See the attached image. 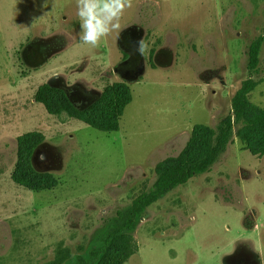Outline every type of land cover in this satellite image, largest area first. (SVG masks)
<instances>
[{
  "label": "rangeland",
  "instance_id": "1",
  "mask_svg": "<svg viewBox=\"0 0 264 264\" xmlns=\"http://www.w3.org/2000/svg\"><path fill=\"white\" fill-rule=\"evenodd\" d=\"M77 17V0H0V264L87 257L118 211L152 188L158 168L208 153L186 150L195 125L218 129L247 79L258 82L249 113L264 109V41L258 69H248L250 45L264 36V0H132L120 22L136 27L146 49L145 72L131 82L99 78L97 63L78 71L82 54H98L110 71L123 54L116 32L96 47L84 44ZM55 33H68L71 45L35 70L23 53ZM162 50L168 56L156 60ZM55 72L87 87L127 83L133 100L120 130L100 131L36 102ZM238 129L209 172L147 209L134 232L138 251L124 264H264V154H252ZM29 132L43 136L35 151L54 155L51 163L35 151L31 157L35 171L57 180L51 189L13 179L24 165L18 138Z\"/></svg>",
  "mask_w": 264,
  "mask_h": 264
},
{
  "label": "trees",
  "instance_id": "2",
  "mask_svg": "<svg viewBox=\"0 0 264 264\" xmlns=\"http://www.w3.org/2000/svg\"><path fill=\"white\" fill-rule=\"evenodd\" d=\"M263 41L264 36L250 45L248 63L250 72L258 69V56ZM257 85L258 82L253 78L244 81L233 97L232 115H229L218 129L205 124L195 125L186 150L197 152L200 149L198 153H202L206 149L208 153L200 154L190 161H175L158 168L152 188L134 198L124 210H119L117 218L101 237V243L91 249L87 257H77L75 264H124L131 254L138 251L134 232L147 209L177 187L209 172L218 155L225 151L230 138H233L235 124L240 127L237 135L247 142L250 152L254 155H263L264 109H259L253 115L249 113V94ZM132 100V90L125 82L105 86L100 98L84 110L75 107L62 90L49 85H41L35 93V101L43 104L50 113L58 114L65 111L70 116L104 132L120 130V120ZM42 141L43 136L38 132H29L18 138L24 165H20V170L13 174V179L32 190L51 189L57 183L51 175L39 173L33 168L31 157ZM67 259L65 255L61 256L54 264L68 262Z\"/></svg>",
  "mask_w": 264,
  "mask_h": 264
},
{
  "label": "flooded vegetation",
  "instance_id": "3",
  "mask_svg": "<svg viewBox=\"0 0 264 264\" xmlns=\"http://www.w3.org/2000/svg\"><path fill=\"white\" fill-rule=\"evenodd\" d=\"M67 6L70 8L69 5ZM66 19L67 16L65 14L62 17V20L66 21ZM78 20L79 18L77 17V19H75V23H77ZM69 23L74 24L72 18L71 22L69 21ZM124 28L125 29H122V31L117 33V45L122 51L123 55L121 59L111 67V71L109 70V65H107L105 61L99 63L98 54H93L91 55L92 57L89 58L88 55L82 54L80 59L81 63L78 65V71L83 72L88 68L91 69L95 67L97 63L98 67L100 65L101 68H103L99 78L109 76L113 73L119 75L127 82L133 81L141 71H145V60L139 51V42L142 35H138L136 33L135 26L133 27L128 25V27ZM134 37L135 40L133 41ZM69 45H71V39L68 33H55L48 37H37L32 41V43H29L26 52L23 53V57L27 64H31L35 70L40 71V69L49 63L53 58L58 57V55H60V53L64 51V49H66ZM101 55L102 54L100 53L99 56ZM162 56H168V53L164 50L160 51L156 55V60ZM140 77L141 76H139V78ZM91 78L93 79V77ZM85 80L86 79L83 77L84 82H86ZM87 83L89 82L87 81ZM41 85H49L52 88L62 90L68 96L74 106L81 110L92 106L100 98L103 92V88L85 86V84L80 79H76L74 82L69 83L62 72L50 74L49 77L39 85V87ZM36 153H41L46 158L44 160L46 163L52 162L54 155L52 153H47L44 147H39ZM37 162L41 165L40 160H37ZM248 261L251 263L253 260L248 259Z\"/></svg>",
  "mask_w": 264,
  "mask_h": 264
},
{
  "label": "clouds",
  "instance_id": "4",
  "mask_svg": "<svg viewBox=\"0 0 264 264\" xmlns=\"http://www.w3.org/2000/svg\"><path fill=\"white\" fill-rule=\"evenodd\" d=\"M131 7L132 0H77L80 40L96 47L113 32L119 33L122 31L121 18ZM145 49L146 45L141 42L139 51L144 52Z\"/></svg>",
  "mask_w": 264,
  "mask_h": 264
},
{
  "label": "water",
  "instance_id": "5",
  "mask_svg": "<svg viewBox=\"0 0 264 264\" xmlns=\"http://www.w3.org/2000/svg\"><path fill=\"white\" fill-rule=\"evenodd\" d=\"M144 70L143 71H141L138 75H137V77L134 79V80H137L138 78H139V76H141L142 74H144ZM133 80V81H134ZM37 151V150H36ZM36 151H35V154H36ZM34 161V157H33V159H32V162Z\"/></svg>",
  "mask_w": 264,
  "mask_h": 264
}]
</instances>
